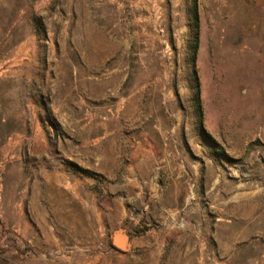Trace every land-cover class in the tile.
I'll list each match as a JSON object with an SVG mask.
<instances>
[{
    "label": "rangeland",
    "instance_id": "1",
    "mask_svg": "<svg viewBox=\"0 0 264 264\" xmlns=\"http://www.w3.org/2000/svg\"><path fill=\"white\" fill-rule=\"evenodd\" d=\"M194 1L0 0V264H264V0Z\"/></svg>",
    "mask_w": 264,
    "mask_h": 264
},
{
    "label": "crops",
    "instance_id": "2",
    "mask_svg": "<svg viewBox=\"0 0 264 264\" xmlns=\"http://www.w3.org/2000/svg\"><path fill=\"white\" fill-rule=\"evenodd\" d=\"M107 4V3H106ZM105 2H102L101 4H90L87 3L86 4V10L85 13L88 17L91 18V21H96V19L98 17H101L102 21L106 20V17H108L109 12L107 10H105L106 6ZM75 9H76V14L77 15H82L84 13V5L82 3V0H76V3L74 4ZM100 10V11H99ZM104 141H108V142H112L114 143L115 139H114V133H108L107 137L104 136L103 138ZM122 143L125 144V146L127 147L128 143L130 141H121ZM120 143V144H122ZM146 145V144H144ZM145 147H152L151 143L147 144ZM152 149V148H151ZM147 151V150H146ZM133 157V161L132 164H134L136 162V155H132ZM147 166V167H151L152 164V160H151V154L150 151L145 152V154L143 155V158L141 159V166ZM131 182L127 183V182H123L122 187L119 188V192H118V205H119V212L120 213H125L128 209L127 205V200L128 199H132V197H134L135 200H139L142 204V206L144 205L143 202H145L146 196L148 195V193L150 191H156L157 190V185L154 182H147L145 180H139L137 181L135 180H130ZM59 185H61V182H59ZM75 189V188H74ZM78 189V188H76ZM135 191V196H132L130 191ZM150 205L152 204L153 207H162L163 206V202L159 200V197L154 195V196H150ZM151 205V206H152ZM163 208V207H162Z\"/></svg>",
    "mask_w": 264,
    "mask_h": 264
},
{
    "label": "water",
    "instance_id": "3",
    "mask_svg": "<svg viewBox=\"0 0 264 264\" xmlns=\"http://www.w3.org/2000/svg\"><path fill=\"white\" fill-rule=\"evenodd\" d=\"M110 243L119 252L126 253L130 250V236L123 229H118L111 236Z\"/></svg>",
    "mask_w": 264,
    "mask_h": 264
},
{
    "label": "trees",
    "instance_id": "4",
    "mask_svg": "<svg viewBox=\"0 0 264 264\" xmlns=\"http://www.w3.org/2000/svg\"><path fill=\"white\" fill-rule=\"evenodd\" d=\"M195 5H196V0L194 1ZM194 11H195V7H194ZM195 22H196V26H198V16L197 14L195 13ZM197 35L198 33L196 34V40H195V46L193 47V55H192V64H195L196 62V55H197V50H198V38H197ZM195 101H196V111L198 113V116L199 117H202V108H201V102H200V95L199 93L196 94V98H195ZM134 233L136 234H141V230H134ZM111 245V244H110ZM111 247L113 248V246L111 245ZM114 249V248H113Z\"/></svg>",
    "mask_w": 264,
    "mask_h": 264
}]
</instances>
